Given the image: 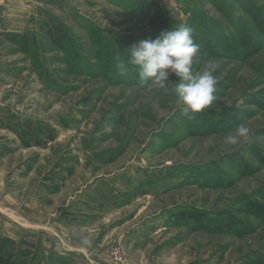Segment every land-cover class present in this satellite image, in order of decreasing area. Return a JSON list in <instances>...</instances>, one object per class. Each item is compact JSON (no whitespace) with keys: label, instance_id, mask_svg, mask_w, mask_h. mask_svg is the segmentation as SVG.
<instances>
[{"label":"rangeland","instance_id":"rangeland-1","mask_svg":"<svg viewBox=\"0 0 264 264\" xmlns=\"http://www.w3.org/2000/svg\"><path fill=\"white\" fill-rule=\"evenodd\" d=\"M0 15V264H110L112 247L131 264H264V0H10ZM181 25L193 72L218 65L191 119L180 77L165 91L128 65ZM240 124L248 138L225 143Z\"/></svg>","mask_w":264,"mask_h":264},{"label":"clouds","instance_id":"clouds-1","mask_svg":"<svg viewBox=\"0 0 264 264\" xmlns=\"http://www.w3.org/2000/svg\"><path fill=\"white\" fill-rule=\"evenodd\" d=\"M193 32L192 27L181 25L161 32L155 39L139 41L128 49V65L137 68L140 80L148 82L149 87L156 85L167 91L171 75L181 78L182 82L176 84L174 91L178 102L183 104V115L190 119V113H201L214 104L218 83L214 75L218 68L215 61H206L201 71L192 70L193 62L200 51V45L196 42ZM118 67L121 72L129 70L124 63ZM105 131L111 132L112 126H106ZM249 132L248 127L240 124L234 132H229L224 137V142L236 145L241 139L246 140ZM84 243L89 241L85 240Z\"/></svg>","mask_w":264,"mask_h":264},{"label":"built area","instance_id":"built-area-1","mask_svg":"<svg viewBox=\"0 0 264 264\" xmlns=\"http://www.w3.org/2000/svg\"><path fill=\"white\" fill-rule=\"evenodd\" d=\"M110 264H131L124 256L120 254L117 248L111 249Z\"/></svg>","mask_w":264,"mask_h":264},{"label":"crops","instance_id":"crops-1","mask_svg":"<svg viewBox=\"0 0 264 264\" xmlns=\"http://www.w3.org/2000/svg\"><path fill=\"white\" fill-rule=\"evenodd\" d=\"M10 0H0V5H2V6H6L7 5V2H9ZM2 2H4V4L2 3ZM6 3V4H5ZM12 4V3H11ZM13 5V4H12ZM9 14H16V10L14 9V10H12ZM4 17L3 15H0V19H2V18ZM5 18V17H4ZM12 21V20H11ZM12 26H13V24H12ZM1 30V29H0ZM10 31H14V29L13 30H10ZM1 127H4V126H1ZM2 130V129H1ZM4 131V130H3ZM1 142V141H0ZM0 146H1V144H0ZM5 146V145H4ZM2 147V146H1Z\"/></svg>","mask_w":264,"mask_h":264}]
</instances>
